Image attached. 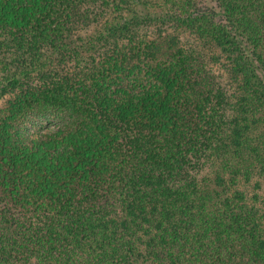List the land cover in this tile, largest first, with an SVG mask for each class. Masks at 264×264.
Here are the masks:
<instances>
[{"label": "trees", "instance_id": "16d2710c", "mask_svg": "<svg viewBox=\"0 0 264 264\" xmlns=\"http://www.w3.org/2000/svg\"><path fill=\"white\" fill-rule=\"evenodd\" d=\"M0 264H264V0H0Z\"/></svg>", "mask_w": 264, "mask_h": 264}]
</instances>
